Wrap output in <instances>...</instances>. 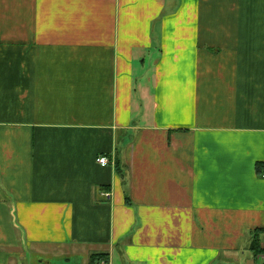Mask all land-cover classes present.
Wrapping results in <instances>:
<instances>
[{
	"label": "crops",
	"instance_id": "obj_1",
	"mask_svg": "<svg viewBox=\"0 0 264 264\" xmlns=\"http://www.w3.org/2000/svg\"><path fill=\"white\" fill-rule=\"evenodd\" d=\"M259 165L264 0H0V264H264Z\"/></svg>",
	"mask_w": 264,
	"mask_h": 264
},
{
	"label": "trees",
	"instance_id": "obj_2",
	"mask_svg": "<svg viewBox=\"0 0 264 264\" xmlns=\"http://www.w3.org/2000/svg\"><path fill=\"white\" fill-rule=\"evenodd\" d=\"M259 173H262L264 171V166L259 165L258 166ZM263 232V230L257 229L255 230L254 237L252 239V243L250 246V250L252 253L257 256L259 254H264V248L261 245L260 235ZM110 261V255L109 253H94L90 256L89 264H108Z\"/></svg>",
	"mask_w": 264,
	"mask_h": 264
},
{
	"label": "built area",
	"instance_id": "obj_3",
	"mask_svg": "<svg viewBox=\"0 0 264 264\" xmlns=\"http://www.w3.org/2000/svg\"><path fill=\"white\" fill-rule=\"evenodd\" d=\"M98 162H99L101 165L106 166V165L109 164V159H108L106 156H103V157H100V158L98 159ZM261 176L264 177V171H263V173L261 174ZM104 195H105L107 198H110L111 193H109V192H105Z\"/></svg>",
	"mask_w": 264,
	"mask_h": 264
}]
</instances>
